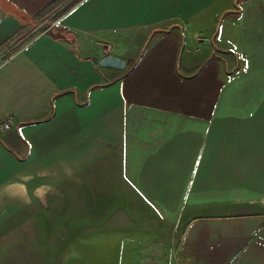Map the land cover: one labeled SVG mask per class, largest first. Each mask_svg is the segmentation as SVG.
<instances>
[{
	"label": "crops",
	"instance_id": "obj_1",
	"mask_svg": "<svg viewBox=\"0 0 264 264\" xmlns=\"http://www.w3.org/2000/svg\"><path fill=\"white\" fill-rule=\"evenodd\" d=\"M51 1L0 0V251L88 221L105 252L264 264V0Z\"/></svg>",
	"mask_w": 264,
	"mask_h": 264
},
{
	"label": "rangeland",
	"instance_id": "obj_2",
	"mask_svg": "<svg viewBox=\"0 0 264 264\" xmlns=\"http://www.w3.org/2000/svg\"><path fill=\"white\" fill-rule=\"evenodd\" d=\"M71 231V228L68 227L66 233ZM81 232V245L76 251L71 250L73 240L77 239L75 235H65V241L60 245L56 242L57 237L36 236L35 238L41 240L44 245L34 243L32 251H0V264H128L137 262L135 258L134 260L132 258L128 259V257L137 254H139L138 261L140 264H171L170 262L177 259L176 253L165 251H146L143 253L105 252L103 251L105 244L111 242L112 237L89 236L88 221H82ZM44 240L48 244L44 243L46 242ZM43 247L50 249L40 250ZM58 247L65 250H56ZM126 260H129V262H125Z\"/></svg>",
	"mask_w": 264,
	"mask_h": 264
},
{
	"label": "water",
	"instance_id": "obj_3",
	"mask_svg": "<svg viewBox=\"0 0 264 264\" xmlns=\"http://www.w3.org/2000/svg\"><path fill=\"white\" fill-rule=\"evenodd\" d=\"M92 60L99 65L106 67L124 68L126 65V61L123 58L112 54L106 55L101 58L94 55L92 56Z\"/></svg>",
	"mask_w": 264,
	"mask_h": 264
},
{
	"label": "trees",
	"instance_id": "obj_4",
	"mask_svg": "<svg viewBox=\"0 0 264 264\" xmlns=\"http://www.w3.org/2000/svg\"><path fill=\"white\" fill-rule=\"evenodd\" d=\"M66 0H52L43 10V12H51L56 10L62 3ZM80 0H70L65 6H63L60 10L55 13V17L60 16L63 12L74 6Z\"/></svg>",
	"mask_w": 264,
	"mask_h": 264
},
{
	"label": "built area",
	"instance_id": "obj_5",
	"mask_svg": "<svg viewBox=\"0 0 264 264\" xmlns=\"http://www.w3.org/2000/svg\"><path fill=\"white\" fill-rule=\"evenodd\" d=\"M0 16H1V10H0ZM12 125V117L8 116L7 118L0 121V132L4 131L6 129H9Z\"/></svg>",
	"mask_w": 264,
	"mask_h": 264
}]
</instances>
